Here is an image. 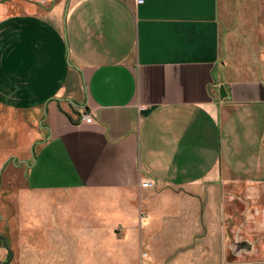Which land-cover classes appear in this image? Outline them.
<instances>
[{"label":"crops","instance_id":"0c3cea01","mask_svg":"<svg viewBox=\"0 0 264 264\" xmlns=\"http://www.w3.org/2000/svg\"><path fill=\"white\" fill-rule=\"evenodd\" d=\"M253 2L0 0L9 264L108 263L144 220L188 237L215 189L246 184L264 203V76L223 60L239 15L264 29Z\"/></svg>","mask_w":264,"mask_h":264},{"label":"rangeland","instance_id":"374dc122","mask_svg":"<svg viewBox=\"0 0 264 264\" xmlns=\"http://www.w3.org/2000/svg\"><path fill=\"white\" fill-rule=\"evenodd\" d=\"M249 2L254 3L253 0ZM239 16H245L248 23L239 26L237 39L226 46L223 60L237 79L264 76V29L253 28L256 20L258 22L256 15ZM248 186L244 184L238 191L215 189L212 213L207 207L204 220L198 221V228L188 237L183 234L185 231L179 232L170 226L158 230L162 223L144 220L139 222L140 236L139 232L136 237L120 234L110 242L108 263L78 264H164L176 250L191 246L193 239L192 248L177 252L167 264H264V203L251 197L255 191ZM237 242L249 243L251 247L236 251Z\"/></svg>","mask_w":264,"mask_h":264},{"label":"built area","instance_id":"2783aa9c","mask_svg":"<svg viewBox=\"0 0 264 264\" xmlns=\"http://www.w3.org/2000/svg\"><path fill=\"white\" fill-rule=\"evenodd\" d=\"M31 1H34V2H36L38 4H40V5H47L48 3H50V2H52L54 0H31ZM142 2H143V0H136V3H142ZM82 121H84L86 123H91L92 122V118H91L90 115L85 114V115H82ZM152 185H153V180L150 179V178H145L140 184V186L142 188H149Z\"/></svg>","mask_w":264,"mask_h":264},{"label":"water","instance_id":"95a60500","mask_svg":"<svg viewBox=\"0 0 264 264\" xmlns=\"http://www.w3.org/2000/svg\"><path fill=\"white\" fill-rule=\"evenodd\" d=\"M23 163H24L25 165H28V163L25 162V161H24ZM194 242H195V239H193V243H192L191 246L186 247V248H183V249H178V250H176V251L173 253V255H172L171 257H169L168 259H166V261L164 262V264H167L168 260H169L170 258H172L175 254H177V252L183 251L184 249L192 248V247L194 246ZM245 246H248V247L250 248V247H251V244L246 243V242H237V243H235L234 248L236 249V251H237V250L240 251V250H241L243 247H245ZM11 259H12V253H11L10 258L8 259V261H7L5 264H9L10 261H11Z\"/></svg>","mask_w":264,"mask_h":264},{"label":"flooded vegetation","instance_id":"af4514ba","mask_svg":"<svg viewBox=\"0 0 264 264\" xmlns=\"http://www.w3.org/2000/svg\"><path fill=\"white\" fill-rule=\"evenodd\" d=\"M0 250H5L7 253V260L5 261V263H6L11 256V251H10V249L7 245V241L3 235H0Z\"/></svg>","mask_w":264,"mask_h":264}]
</instances>
